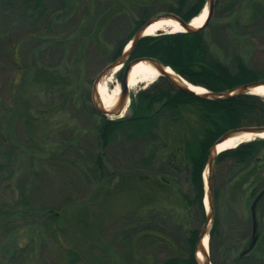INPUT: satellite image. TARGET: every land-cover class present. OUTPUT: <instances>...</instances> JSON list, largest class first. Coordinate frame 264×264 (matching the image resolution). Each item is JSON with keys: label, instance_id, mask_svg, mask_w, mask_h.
Here are the masks:
<instances>
[{"label": "rangeland", "instance_id": "1", "mask_svg": "<svg viewBox=\"0 0 264 264\" xmlns=\"http://www.w3.org/2000/svg\"><path fill=\"white\" fill-rule=\"evenodd\" d=\"M62 1L65 0H45L51 18H60L53 25L38 27L20 21V13L12 14L13 17L7 14L0 1V36L3 40L19 39L20 67L29 68L28 87L16 98L11 90L17 73L8 67L0 68V114L2 106L10 107L16 102L20 107H32L31 114L40 119L32 127L36 150L21 155L30 146L22 147L13 177L0 183V210L15 209L19 193L27 187L31 191L32 206L57 210L59 222L56 226L62 245L81 254L80 264L132 262L127 249L140 236L139 232H151L153 238L138 241V256L132 264H137L141 256L152 261L170 252L162 242L154 241L156 237L166 236L185 251L188 229L201 230L205 223L195 207L189 211L180 199L183 193L192 194L189 171L168 174L166 166L157 163L136 171L134 167L140 165L141 155L145 154L139 146L121 137L100 149L97 125L104 118L115 120L130 115L131 103L123 117H119L100 114L92 101L96 78L115 61L113 52L117 44L134 30V23L141 19L143 9L147 8L151 17L173 13L170 10L175 8L176 0H68L65 5ZM251 14L252 4L248 1L231 18L224 5L215 3L210 21L221 26L238 18L244 24ZM219 24L208 30L216 38L221 31ZM260 28L242 27L240 30L258 41V49L250 61L264 72V35ZM38 67L60 71L67 77L65 82L70 84L69 93L59 89L49 93L41 90L34 78L37 75L41 80V76L35 74ZM119 73L110 76L111 88L121 85L123 74ZM149 85L141 84L129 91L131 101L133 95ZM46 116L50 118L45 120ZM22 130L20 124L19 131ZM70 143L73 147L67 160L72 164L76 162L75 166L49 156L56 146L67 147ZM99 152L104 154L105 170L95 177L88 169L94 168ZM260 166L262 180L258 170L254 171ZM212 179L214 218L221 221L222 233L210 242L212 263L264 264V243L261 241L264 238V198L257 207L259 246L252 252L253 258L235 261L242 249L234 252L231 248L235 243L243 244L252 231L251 205L264 186V148L249 164L238 165L231 160L216 164ZM169 180V185L162 184ZM17 218L11 219L10 228L0 222V264L66 262L61 248L45 229L33 224L25 226V222ZM22 248L27 250L24 258L18 260L20 254L15 255V252L19 253Z\"/></svg>", "mask_w": 264, "mask_h": 264}, {"label": "trees", "instance_id": "2", "mask_svg": "<svg viewBox=\"0 0 264 264\" xmlns=\"http://www.w3.org/2000/svg\"><path fill=\"white\" fill-rule=\"evenodd\" d=\"M0 1L7 14L12 16L14 13H20V21L30 22L35 27L41 24L53 25L54 21L60 18V16L51 18L45 0ZM66 1L68 0L62 1L64 5ZM247 1L252 4L251 18L244 24L238 18L229 21L227 25L220 26L216 22L221 29L217 38L216 35L214 37L208 31L209 27L216 25L211 21L207 27L193 33L160 32L153 36L143 37L134 47L131 59L152 58L170 67L188 82L212 92H227L240 85L263 80L264 72L258 66L254 67L250 61L253 57L252 54L258 49V41L256 42L254 37H248L241 33L240 29L242 27L245 29L261 27L260 33L264 35V0H216V5H224L229 13L228 17L231 18L242 9ZM175 2V8L170 11L180 16L185 22H190L197 17L207 4V0H176ZM67 11H69L68 7ZM150 17L148 9L144 8L141 12V19L134 23V30L126 39L117 44L113 52V60L122 55L135 33ZM19 42V39L13 38L3 40L0 36V68L8 67L17 73L11 90L15 98L21 91H26L29 75V68L20 67L21 47H19ZM241 45L244 46L240 48ZM36 71L35 74L41 76V80L37 79V75L34 78L37 83L39 82L38 86L41 90L55 92L59 89V91H66L65 94L69 93L70 84L65 82L67 77H63L60 71L41 69L40 67ZM123 73L124 68H121L119 75ZM45 76L47 78H44ZM130 108L132 111L130 115L115 120L104 118L97 125L100 149L106 148L113 139L121 137L139 146L142 149V154H145L144 157L141 155L140 165L134 167L136 171L151 163L165 165L168 174H179L181 171L188 170L190 174L189 187L192 194L183 193L180 195V199L189 211L195 207L202 214L205 225L207 216H205L204 206V173L210 148L231 130L240 127L264 126V97L256 94H243L224 100H211L179 91L166 77H159L156 82L140 90L136 96L133 95ZM31 109L32 107L28 105L20 107L16 102L10 107L2 106L0 183L13 177L15 164L22 147L30 146L28 149H24L21 155L37 148L32 138L34 131L32 127L40 119L31 114ZM50 116H46L45 120ZM20 124L24 128L21 132L19 131ZM71 147H73L71 143L67 147L56 146L54 151L48 155L52 159L66 163L70 157L68 154L72 150ZM263 148L264 139L257 138L243 142L235 148L221 152L216 158L215 166L229 160L235 161L238 165L249 164ZM103 157L102 152L96 155L94 168L88 169L92 176L96 177L105 170ZM67 164L75 166L77 163L72 164L68 161ZM257 170L258 176L262 180V166L259 169H254L255 172ZM162 184L169 185L170 180L168 183ZM263 189L264 186L260 192ZM19 197L16 207L19 206L20 209H16V207L15 209H1L0 222L10 228L13 223L11 219L18 216L17 219L23 220L25 226L30 224L41 226L61 248V256L66 259L64 264H80L81 254L74 248H66L62 245L60 231L56 226L59 222L57 210L53 207L38 209L32 206L31 191H28L27 187L22 188ZM15 226L21 227L16 224ZM220 227L221 221L214 218V226L210 234L211 243L214 237L222 235ZM139 233L140 236L134 242L132 241L127 249L129 256H132L129 259L132 262H127V264H132L138 256V241L151 238L153 235L151 232ZM200 233L199 229H188L185 239L187 250L185 251L166 236L156 237L157 239L154 241L162 242L165 248L170 249V252L165 257L152 261H148L146 256H141L137 259V264H199L196 258V247ZM252 240L253 233L251 231L248 237L243 240V244L235 243L234 247L231 246L234 252L239 248L242 249L235 261H248L253 258L252 252L259 246V240L251 252L243 254L249 248ZM261 241L264 243V238ZM25 250L27 249L22 248L19 253L15 252V255L20 254L18 260L24 258Z\"/></svg>", "mask_w": 264, "mask_h": 264}, {"label": "water", "instance_id": "3", "mask_svg": "<svg viewBox=\"0 0 264 264\" xmlns=\"http://www.w3.org/2000/svg\"><path fill=\"white\" fill-rule=\"evenodd\" d=\"M216 0H207V4L205 5L204 9L208 8V16L204 23V25L197 29L192 26L193 19L190 22H185L180 16L174 14V13H165L156 15L154 17H151L134 35L132 40L129 42V44L125 47L122 55L116 59L111 65H109L101 74L96 78L93 91H92V101L93 106L100 114L104 116H119L123 117V112L127 109L129 104L131 103L130 98V92H129V75L133 67L143 61H147L154 65L158 71L160 72V77H166L170 83L173 85V87L179 91H182L184 93H187L189 95H195L201 98H207L211 100H224L229 99L235 96L243 95V94H254L253 91L261 86H264V81H258L250 84H244L236 87L233 90L227 91V92H212L208 91L206 94L198 95L196 94L189 85L185 84V82L189 83L190 85L196 86L187 80H185L183 77H181L179 74L178 77H175L171 75L168 72V69H171L170 67L162 64L159 61H156L152 58H137V59H131L132 51L134 47L137 45V43L145 37L146 30L154 23L162 20V19H171L174 21H177L180 26L184 29V32H197L202 30L203 28L207 27L209 24L212 15H213V9L215 6ZM202 10V12L204 11ZM201 12V13H202ZM201 15V14H199ZM161 32V31H160ZM171 33V32H168ZM117 67L124 68V73L121 80V95L119 97V101L117 103V106L112 111H106L105 107L103 106V103L101 101V98L99 96V84L101 80L108 75L109 73L113 72ZM199 87V86H197ZM239 133H250L254 134L255 136H262L264 134V126H253V127H240L238 129L231 130L227 132L223 137H221L211 148L209 151V159L207 163V167L205 172H208V179L205 180L204 175V187H205V200H207L208 205H206L204 200V206L206 209V216L207 221L206 224L201 229V233L197 242L196 247V258L199 262V264H213L210 257V251L209 249H206L205 247V238L209 237L210 240V234L214 226V204H213V172L215 169V162L217 156L223 152L218 151V147L223 142L227 141L231 137H233L236 134ZM260 139H264L262 137H259ZM257 139V138H256ZM241 144V143H240ZM264 197V189L257 195L255 200L253 201L251 205V216H252V233H253V240L249 246V248L243 253L247 254L251 252L255 246L258 243L259 240V234H258V222H257V207L261 199ZM208 206V209H207ZM209 247H210V241H209ZM199 254L203 256V260L201 261Z\"/></svg>", "mask_w": 264, "mask_h": 264}, {"label": "bare ground", "instance_id": "4", "mask_svg": "<svg viewBox=\"0 0 264 264\" xmlns=\"http://www.w3.org/2000/svg\"><path fill=\"white\" fill-rule=\"evenodd\" d=\"M208 16V8L204 9L201 15H198L193 19L192 26L199 29L201 28ZM160 31L164 32H183L184 29L180 26L177 21L171 19H162L154 24H152L145 32L146 36H153L159 33ZM120 67H117L113 72L106 75L99 84V96L105 107L106 111H112L117 106L119 101V97L121 95V85L117 84L113 88L110 87L112 84L111 75L116 74L120 71ZM168 72L178 77L177 73L172 69H168ZM160 77V72L158 69L147 61H143L133 67L129 75V91L136 90L138 86L141 84H152L156 82ZM185 84L189 85V87L198 95L208 93L207 89L203 87H197L190 85L189 83L185 82ZM254 94L260 95L264 97V86L258 87L253 91ZM127 110L123 112L122 115L126 113ZM262 137L264 138V134L262 136H255L254 134L250 133H239L228 139L227 141L223 142L219 145L218 151H225L227 149L235 148L240 143L252 141L256 138ZM208 179V172H205V180ZM206 205H208L207 200H205ZM208 209V206H207ZM209 237L205 238V247L209 249ZM201 261L203 260V256L199 254Z\"/></svg>", "mask_w": 264, "mask_h": 264}]
</instances>
